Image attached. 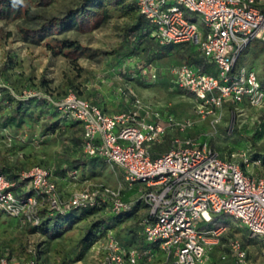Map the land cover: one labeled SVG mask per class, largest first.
Instances as JSON below:
<instances>
[{
  "label": "built area",
  "instance_id": "1",
  "mask_svg": "<svg viewBox=\"0 0 264 264\" xmlns=\"http://www.w3.org/2000/svg\"><path fill=\"white\" fill-rule=\"evenodd\" d=\"M135 1L139 12L154 24L153 37L159 44L194 45L216 68V74L188 64L171 69L172 84L193 94L200 108L214 113L226 103H247L264 109V82L258 73L237 69L243 52L255 40L264 43V0ZM185 10L202 16L203 29L185 17ZM141 72L156 78L151 64L142 66ZM53 103L65 117L82 123L87 155L123 168L129 187L142 185L139 199L148 209L143 221L148 247L127 250L109 232L94 246L97 264H204L225 231V226L208 232L197 229L198 222H211L212 214L233 216L253 237L264 238V176L247 172L260 161H252L246 152L224 159L206 141L188 136L192 119L163 115L140 99H135L132 109L112 114L72 91ZM170 133L168 151L153 158L148 146L161 144ZM69 175L78 178L77 171ZM21 180L27 182L23 191L33 190L31 194L14 191L16 183L0 175V211L33 226L40 224L39 211L45 205L60 213L95 208L106 201L115 214L132 207L123 200L121 186L89 181L65 194L66 188L59 187L52 171L42 166L25 171ZM230 249L236 264H260L249 258L240 239H233ZM0 264L41 263L34 251L30 259L4 257Z\"/></svg>",
  "mask_w": 264,
  "mask_h": 264
},
{
  "label": "rangeland",
  "instance_id": "2",
  "mask_svg": "<svg viewBox=\"0 0 264 264\" xmlns=\"http://www.w3.org/2000/svg\"><path fill=\"white\" fill-rule=\"evenodd\" d=\"M80 2L52 0L50 4L41 6L34 1L29 4L24 1L20 12L0 20V90L5 88L7 95L12 94L18 99L29 98L32 94L34 98L47 102L46 110L40 107L33 109L31 117L20 130L0 125V158L18 165L22 171L41 164L60 173L67 166L65 154L86 156L75 143L61 139L57 135L58 131L44 135L45 125L49 122L59 120L60 127L71 123L46 98L58 101L74 90L81 97L99 104L107 113L128 111L132 109L135 99H140L145 106L161 113L166 111L165 114H169V108H175V115L179 119L190 118L194 121L193 128L188 130L189 135L197 139L207 138L219 155L246 152L251 158L255 157L254 160L260 161L247 168V172L264 176L263 109L234 104V111L229 103L221 109L213 110L214 113H208L210 108H200L193 97L181 93L183 90L171 83V69L175 64L167 59L161 63H150L156 78L147 75L145 78L140 77V68L148 63L141 54L136 52L120 60V52L124 51L126 45L120 28L130 20L120 17L117 12H114V17L108 23L91 27L88 31L84 29L86 22L68 25L74 19L62 24L61 30H49L57 19H64L69 10H77L79 13ZM187 12L203 29L202 16ZM7 51L11 52L15 63L4 71ZM242 68L255 70L264 82V43L255 40L243 52L237 65L238 70ZM0 111H9V103L5 102ZM163 146L167 152L168 145L164 143ZM84 170L81 172L83 179L63 189L65 194L87 186L89 181L92 184H106L111 188L121 186L123 197L132 204L131 214L128 216L123 213L124 219L119 222L117 218L121 214L115 215L109 203L104 210L90 213L75 222L73 228L63 236L50 238L34 229L30 223L0 211V257L8 255L16 259L23 252L28 254V251L33 250L42 264H97L94 246L91 247L86 238V229L100 234L98 229H94L98 220L113 226L115 232L125 226H132L131 235L135 237V242L141 240L140 221L144 217L145 206L138 203V196L129 191L126 171L109 162L106 165L100 162L96 164L93 177L87 168ZM84 178L91 180L85 181ZM88 212L89 209L76 210L73 217L79 218ZM212 216V222H198L197 229L208 232L225 226V239L220 237L219 243L213 245L208 264L231 260L230 242L233 239L243 242L252 261L264 264V238L253 237L248 228L233 216ZM130 241L131 236L124 234V243L127 245Z\"/></svg>",
  "mask_w": 264,
  "mask_h": 264
},
{
  "label": "trees",
  "instance_id": "3",
  "mask_svg": "<svg viewBox=\"0 0 264 264\" xmlns=\"http://www.w3.org/2000/svg\"><path fill=\"white\" fill-rule=\"evenodd\" d=\"M24 1L27 4L34 1L36 2L37 5L44 6V5L50 4L52 0H0V20L7 18L11 14H15V13L17 14L18 12H20ZM80 8L81 9L79 10V13L77 12V10L75 11L69 10L67 13V16L64 19H57L56 23L53 26H51L49 30L54 31V29H57V28L61 30L63 28L62 24H65L69 20L74 19L73 22L69 23L68 25L70 24L72 25L80 24L81 25V23L85 24L86 22L87 25L84 27V29L88 31L89 29H91V27L95 28L101 24L108 23L114 17L113 16L114 12H117L120 17L128 18L130 20V22H126L124 26L120 28L121 37L123 39V42H125L126 44L124 51L120 52V57H121L120 60L128 56H131L132 54H135L137 52L141 54L144 59L147 60L148 63L146 64L161 63L165 61V59H167L168 62L174 63L175 65L188 64L190 66L200 68V70L205 73L216 74V68L214 67V65H211L206 62L202 52L196 46L187 44V43L178 44V45H170V46H163L159 44V42L156 41L155 38L153 37V32L155 30L154 24L152 23L150 19H148L146 16H144L143 14L139 12L138 6L135 0H81ZM184 15L186 18L191 19L188 15L187 10L184 11ZM80 19L82 22L80 21ZM192 21H195V20H192ZM48 45H51V44H48ZM79 47L81 48L82 46H79ZM99 52L104 53L101 50ZM6 54H7V58L5 59V62L3 64L4 71L11 68V66L15 63L14 58L11 55V52L7 51ZM139 76L145 78V75H143L141 72V68L139 71ZM147 77H151V76H147ZM171 83H172V80H171ZM71 91L76 92L74 90H71ZM181 93H185L193 97L197 104L200 103L196 100L193 94L186 92L184 90L181 91ZM34 97L35 96L29 97V98H19L18 99L12 94L7 95V90L5 88H2L0 90V110L2 108V105L5 102H8L9 111L7 112L0 111V125L4 127H14L15 130H20L25 124L26 120L31 117L32 115L31 112L33 111L34 108L40 107V109L46 110L47 102L46 101L43 102L41 101V99L38 100V98H34ZM39 98H42V97H39ZM46 100L49 102L50 105L53 106V108H55V110L65 120L66 119L70 120L71 123L66 125L65 127H60L59 120L56 122H49L48 124L45 125L44 135H48L50 133L55 134L58 131L57 135L61 139L75 143L78 146V148L79 147L82 148V151L84 152V149H83L84 128H83L82 123L78 120H73V119L65 117L55 107L53 100H50L48 98H46ZM54 101H57V100H54ZM91 103H93L94 105H97L99 108L103 110V108L99 104H96L93 101H91ZM226 104H229V103H226ZM241 105L250 107L247 103H244ZM229 106L235 111L234 104L230 103ZM237 106H240V105H237ZM103 112L105 111L103 110ZM165 112L166 111H162L163 114H165ZM168 112H169L168 115L173 116L175 118H179L175 115L177 113L175 108H169ZM108 114H112V113H108ZM187 134L188 136H191L189 135V132ZM171 137L172 135L168 134L161 144H150L148 146V150L151 153L153 158H156L160 154L165 152V148L163 146L164 143H165V146L168 145V149H169ZM201 139L202 141H206L208 145L211 148H213L211 143L207 140V138L204 137ZM231 155L232 153H229V155L227 156L226 155L225 156L220 155V156L226 159V158H230ZM64 157L67 163L66 168L62 169L60 173H55L51 170L53 173L54 179L57 181V183L59 184V187L61 188L70 187L71 184L75 182L78 183L80 181V178L83 179L81 176L83 174L81 172H85L84 168H87L88 173H90L89 175L92 176L93 175L92 173L94 171V166H96V164L98 165V163L100 162L106 165V162H107L105 159L101 157H98L99 159L95 157L89 158L91 156L87 154L86 156H83V157H74V156L65 154ZM249 158L252 161L256 159L255 157L251 158V156H249ZM35 166L43 167V165L41 164H37ZM33 167L34 166L22 171V170H19L18 165L7 162V160L4 158H0V175H4L8 180L16 183V185L12 188L14 191L16 192L21 191L22 193H25L26 195L31 194L33 190L23 191V187L27 185V182L21 180V177L25 171H28ZM91 169H93L92 172H91ZM72 171H77L78 173L77 180H73L70 177L69 173ZM84 180L86 181V180H91V179L84 178ZM104 185L107 186L106 184ZM122 198L125 202H128V200H126L123 197V192H122ZM137 202L144 204L145 208L147 209V205L143 201H141L139 197L137 199ZM109 203H110L109 201H106V202H103L100 206H97L95 208H88L90 212L81 215L79 218H74L73 213L76 210H80L84 208L74 209L67 213H60V212L50 211L48 208V205H45L39 211L40 224L38 226H34V229L40 230L44 235H48L50 238L61 237L66 232H68L69 230L73 228V224L75 222L81 220L83 217H85L86 215L90 213H94L95 211H98V210H104L107 204ZM132 211H133V208L131 207L130 210L120 213L121 215L115 214L114 212L113 213L117 216L120 215L117 218V220L121 222L124 219V214H127L129 216ZM222 215H226V214H222ZM147 216H148V209H147L146 214L140 221L141 230H142L140 241H138L137 239L135 242L134 240L135 237H132L131 235V231L133 230L132 226H125L124 228L115 232L113 230V226H109L101 220H98L94 225V229H98L100 231V234H98L99 232L98 233L93 232L91 229H86V235H87L86 238L89 240L91 247H93L95 246L96 243H98L99 241H102L101 239L106 240L109 232H112L114 234V237L127 250L148 247V243L146 242V238L144 235V224H143V221L144 219H146ZM213 220L214 218L212 219V221ZM124 234L131 236V241L127 245L124 243ZM221 238L224 240L225 236L222 234ZM156 247L157 246H154V249H156ZM212 250H213V246L210 248L207 261L204 264H208L207 262L210 257V254H212ZM35 255H36L37 260H39V262L42 264V262L40 261L38 257V254H35ZM4 257L10 260L30 259L34 257V251L33 250H31L30 252L28 251V254L26 252H23V255L19 256L16 259H13L9 257L8 255L6 256L3 255L2 257H0V260ZM159 257H160V252H158L156 258L158 259ZM230 259L231 260L225 261V262L221 261L222 262L221 264H236V258L233 255V253H232V258ZM155 262H156V259H155ZM216 264L218 263L216 262Z\"/></svg>",
  "mask_w": 264,
  "mask_h": 264
},
{
  "label": "crops",
  "instance_id": "4",
  "mask_svg": "<svg viewBox=\"0 0 264 264\" xmlns=\"http://www.w3.org/2000/svg\"><path fill=\"white\" fill-rule=\"evenodd\" d=\"M129 191L132 192L133 194L137 195L139 197L140 195V190L142 189V185L141 184H136L135 186L133 187H128ZM125 198V197H124ZM127 200V198H125ZM138 199V198H137ZM145 211L144 212V215L146 214L147 212V209L145 208Z\"/></svg>",
  "mask_w": 264,
  "mask_h": 264
}]
</instances>
